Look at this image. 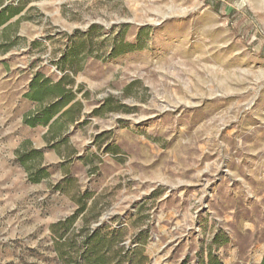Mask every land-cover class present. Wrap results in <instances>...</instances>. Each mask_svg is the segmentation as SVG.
<instances>
[{
	"label": "rangeland",
	"instance_id": "1",
	"mask_svg": "<svg viewBox=\"0 0 264 264\" xmlns=\"http://www.w3.org/2000/svg\"><path fill=\"white\" fill-rule=\"evenodd\" d=\"M263 259L264 0H0V264Z\"/></svg>",
	"mask_w": 264,
	"mask_h": 264
},
{
	"label": "trees",
	"instance_id": "2",
	"mask_svg": "<svg viewBox=\"0 0 264 264\" xmlns=\"http://www.w3.org/2000/svg\"><path fill=\"white\" fill-rule=\"evenodd\" d=\"M60 92V96L63 94L62 93V91L60 90L59 91ZM35 98L37 97V96H34ZM50 116L49 115H46L45 116V119H44V122H46V123H48L49 121H50ZM33 125V124H32ZM97 237V231L96 232H94V234L92 235V236H90L89 238H87V240L90 242V240H93V239H95ZM98 252V250L96 249V247H92V248H87L86 249V252L84 253V254H82V258H87L88 256H89V258H91L92 257V255L94 256L96 253ZM97 255H98V253H97ZM100 260V258H99V256H98V261ZM262 264H264V259H263V262H262Z\"/></svg>",
	"mask_w": 264,
	"mask_h": 264
}]
</instances>
